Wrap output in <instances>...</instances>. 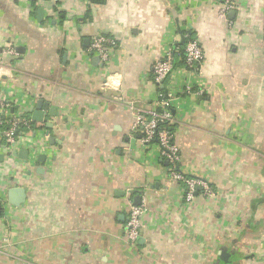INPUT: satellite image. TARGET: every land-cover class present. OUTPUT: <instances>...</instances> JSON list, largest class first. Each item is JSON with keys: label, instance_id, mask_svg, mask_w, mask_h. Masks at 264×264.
I'll return each instance as SVG.
<instances>
[{"label": "crops", "instance_id": "obj_1", "mask_svg": "<svg viewBox=\"0 0 264 264\" xmlns=\"http://www.w3.org/2000/svg\"><path fill=\"white\" fill-rule=\"evenodd\" d=\"M217 1L0 0L1 98L23 113L41 100L47 119L26 113L29 159L0 161V196L27 193L0 215V264H223V252L264 264V0H235L225 17ZM99 34L116 41L106 64L90 50ZM188 34L203 49L197 70L176 53ZM167 51L179 170L215 196L188 201L143 141ZM132 205H145L136 244Z\"/></svg>", "mask_w": 264, "mask_h": 264}, {"label": "built area", "instance_id": "obj_2", "mask_svg": "<svg viewBox=\"0 0 264 264\" xmlns=\"http://www.w3.org/2000/svg\"><path fill=\"white\" fill-rule=\"evenodd\" d=\"M55 4H59L61 0H52ZM235 0H224L220 9V16L225 17L227 13L235 8ZM188 38V35H187ZM116 45V41L99 34L95 36L92 41L90 50L100 56L102 61L106 64L109 61L110 50ZM10 53H15V49L10 47L8 49ZM185 58L188 67L197 70L201 62L204 59V53L199 40L195 37H191L186 40L185 44ZM175 68V57L172 51H167L165 55L159 59L154 65L155 81L157 83H164L169 74ZM113 78V77H112ZM112 78H107L103 83L104 89L115 88ZM159 97H162V93L159 92ZM172 97V93L169 92L167 99L161 100L162 110L151 109L142 111L143 114L139 117L138 125L143 127V141L146 143L152 142L157 139V144L160 149L161 156L170 163L171 177L178 181H183L187 185L186 198L188 201L192 200L196 191L202 190L204 195L215 196L216 192L210 186V184L203 178L187 177L179 169L178 165L181 160V154L179 146L173 141V134L166 128L158 129L161 123L172 124L174 121L173 114L168 108V104ZM10 104H4L0 95V115L5 113L8 117V127L0 130V136H2L6 143L11 147L27 148L29 147L28 134H17L21 123L27 124L25 119H21L20 114H13L9 111ZM145 113V114H144ZM145 115V116H144ZM3 123L0 116V125ZM30 128V125H27ZM38 151V150H37ZM36 154V150L34 151ZM35 158L31 156V159ZM3 194V193H2ZM0 201L6 206L8 204L5 197L0 196ZM145 211V205H132L129 211V218L126 226V237L132 244H136L140 238L141 229V216Z\"/></svg>", "mask_w": 264, "mask_h": 264}, {"label": "water", "instance_id": "obj_3", "mask_svg": "<svg viewBox=\"0 0 264 264\" xmlns=\"http://www.w3.org/2000/svg\"><path fill=\"white\" fill-rule=\"evenodd\" d=\"M181 43L184 44L185 39H183ZM40 104H41V100H39L38 104L34 106L26 107L24 109V113H28V114L31 113L33 115L34 120L36 121H44V120L46 121L47 119L44 118V113L41 110L42 108L41 106H39ZM44 107H46V103L44 104ZM47 125L51 126L50 123H47ZM0 148L3 149L2 153L0 154V161H3L6 156L20 157L21 159L24 160L29 159L30 150L28 148H22L18 150L16 147H11L10 144L8 143L3 144L2 138H0ZM6 194H7V201L12 205H17V206L23 204L27 198L26 189L20 186L11 187L9 190H7ZM4 208H5L4 203L0 201V215H3ZM221 260L223 264H231L230 254L223 252L221 254Z\"/></svg>", "mask_w": 264, "mask_h": 264}, {"label": "trees", "instance_id": "obj_4", "mask_svg": "<svg viewBox=\"0 0 264 264\" xmlns=\"http://www.w3.org/2000/svg\"><path fill=\"white\" fill-rule=\"evenodd\" d=\"M223 1L224 0H218L217 2L220 4V5H222V3H223ZM192 36H191V34H188V38L187 39H189V38H191ZM176 53L178 54V56H180V58L182 59L181 61H182V63H184L187 67H188V65H187V63H186V58H185V45H181L180 47H179V49H178V51H176ZM174 54H175V52H174ZM174 57H175V66H176V55H174ZM154 76H155V74H154ZM162 84H164V83H162ZM157 85H158V87H159V91L162 93V97H160V100H163V99H167V95H168V90L166 89V87H164V85L161 87V84H158L157 83ZM4 104H10V106H9V111L11 112V113H13V114H20V117H21V119H25L26 121H27V124H25V123H21L20 124V126H19V129H18V131H17V134H23L25 131H27V130H29L30 128H33V129H35V126H34V123L29 119V117L27 116L28 114H26V113H23L22 111H21V109L18 107V105H14L13 103H11V102H5ZM160 110H162V109H160ZM1 119H2V121H3V123L0 125V130H2V129H4V128H6V127H8V125H9V123L7 122L8 121V117H6L5 116V113H2L1 115ZM27 125H30V128H28V126ZM160 128H166L167 130H169L172 134H173V141H174V130H175V127H174V124H167L166 125V123H161L160 125H159V127H158V129H160ZM2 139H4L2 136H0ZM152 142H157V139H154ZM178 169H179V165H178Z\"/></svg>", "mask_w": 264, "mask_h": 264}]
</instances>
